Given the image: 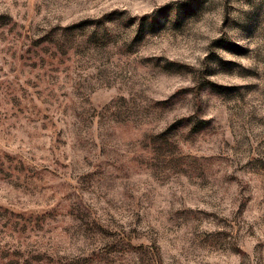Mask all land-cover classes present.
<instances>
[{
  "label": "rangeland",
  "instance_id": "obj_1",
  "mask_svg": "<svg viewBox=\"0 0 264 264\" xmlns=\"http://www.w3.org/2000/svg\"><path fill=\"white\" fill-rule=\"evenodd\" d=\"M0 264H264V0H0Z\"/></svg>",
  "mask_w": 264,
  "mask_h": 264
}]
</instances>
